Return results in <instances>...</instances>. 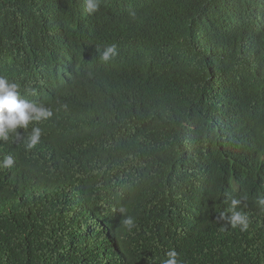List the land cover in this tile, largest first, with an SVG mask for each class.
<instances>
[{
  "label": "trees",
  "instance_id": "1",
  "mask_svg": "<svg viewBox=\"0 0 264 264\" xmlns=\"http://www.w3.org/2000/svg\"><path fill=\"white\" fill-rule=\"evenodd\" d=\"M0 76L53 111L0 141V264H264V0H0Z\"/></svg>",
  "mask_w": 264,
  "mask_h": 264
},
{
  "label": "clouds",
  "instance_id": "2",
  "mask_svg": "<svg viewBox=\"0 0 264 264\" xmlns=\"http://www.w3.org/2000/svg\"><path fill=\"white\" fill-rule=\"evenodd\" d=\"M84 10L88 14L97 12L101 7V0H83ZM135 15V13H131ZM115 45L106 47L101 53V59L105 62L116 56ZM53 111L46 105L24 98L19 91V85L15 82L0 76V141L7 142L14 135L17 140L26 139L27 149L34 148L41 140L42 130L38 126L31 128L30 132L21 138L19 129L27 130L30 124H37L50 119ZM15 163L11 154L5 155L0 160V168H11ZM243 200L232 197L226 211L218 214V221L223 222L232 228H239L240 231H247L249 218L241 209ZM257 204L264 207V197L258 199ZM119 212L123 219L122 225L131 231L135 227L134 218L126 215V209L121 207ZM167 258L163 264H180L178 254L175 250L167 252Z\"/></svg>",
  "mask_w": 264,
  "mask_h": 264
}]
</instances>
